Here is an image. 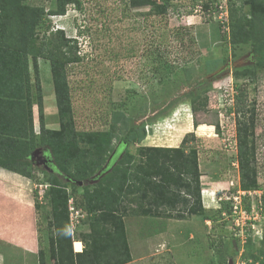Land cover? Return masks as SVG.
I'll return each mask as SVG.
<instances>
[{
    "label": "rangeland",
    "instance_id": "374dc122",
    "mask_svg": "<svg viewBox=\"0 0 264 264\" xmlns=\"http://www.w3.org/2000/svg\"><path fill=\"white\" fill-rule=\"evenodd\" d=\"M79 1L81 8L69 6L64 16L42 17L32 45L36 52L39 43L46 41L44 37L57 42L54 32L59 29H63L66 38L77 41V54L81 60L69 64L66 71L71 114L77 133L107 131L112 113L123 115L115 123L110 137L104 138V142L110 141L104 169L94 172L90 180L79 183L81 188L87 186L92 190L104 173L116 166L124 149L132 158V170L144 161L139 153L141 147H181L186 154L193 148L197 151L204 212L201 216H189L183 220L175 217L177 211L170 212L172 218H168L169 221L139 217L145 221L140 226L139 235L132 228V220L125 217L127 242L133 252L131 264H264V61L259 59L264 48L252 42L232 45L228 40L223 41L220 32L223 29L214 13L218 4L230 14L232 8L241 6L242 0H213L208 10H204L202 4L209 0H169L170 6L163 16L149 15L147 8H128L126 0ZM54 2L27 0L25 4L49 11ZM238 16L248 19V7L242 6ZM153 52L165 62L162 66L165 70L160 75L151 57ZM28 59L33 81L31 58ZM37 61L38 66L42 61L47 64L50 73L48 60ZM244 71H253L255 76L235 78ZM238 87L245 88L247 93L246 118L253 114V167L258 185L250 194H243L238 189L236 160V120H245V116L242 119L233 111L227 115L224 113L226 103H232ZM187 115L191 128L185 122ZM173 119L175 121L171 123ZM194 120L198 124L196 128ZM169 121L168 135L177 137L176 145L147 142L149 137L151 140L158 138L157 131L161 136ZM46 124L44 120L45 130ZM48 124H52L48 130L59 129L57 116ZM141 125H147L143 142L124 145V137L133 132L139 134ZM36 131L37 136L39 126ZM190 133L194 139L190 135L181 145L183 137ZM104 146L106 148L108 144ZM83 147L92 154L95 152ZM26 159L43 171L45 180L47 173L55 170L47 148L36 149ZM65 183L70 185L71 182ZM28 184L23 190L31 191L30 204L35 207L38 202L41 209H35V220L34 215L25 219V227L34 238V231L37 236L36 225H41L45 264H51L45 217L48 205L44 198L38 200L34 178ZM79 202L82 199L77 196L69 200L74 233L76 230L88 231L83 204ZM32 211L34 213V209ZM162 222L166 224L165 229L164 224L160 225ZM233 225L238 226V231L231 238L228 235ZM159 229L161 231L157 233ZM37 253L38 248L35 252H27L0 241L1 264H38Z\"/></svg>",
    "mask_w": 264,
    "mask_h": 264
},
{
    "label": "trees",
    "instance_id": "16d2710c",
    "mask_svg": "<svg viewBox=\"0 0 264 264\" xmlns=\"http://www.w3.org/2000/svg\"><path fill=\"white\" fill-rule=\"evenodd\" d=\"M26 1L0 0V168L29 180L34 178L36 183L38 173L43 175V171L26 158L36 149L47 148L50 152L55 170L47 173L46 180L43 175L44 183L49 186L43 198L48 205L45 217L51 264H126L131 260V255L123 221L125 217L161 220L162 217L172 218L170 212L177 211L175 217L183 220L189 216H201L204 212L197 151L193 148L186 154L181 147H141L139 153L143 155L144 161L132 170V158L123 148L119 162L104 173L92 190L87 186L81 188L79 183L90 180L94 172L104 169L106 155L110 151V141L104 142V138L110 137L115 123L123 115L112 113L107 131L77 133L74 130L66 71L69 64L81 60L77 54L78 43L66 38L63 30L54 32L57 42L44 37L46 41L39 43L36 52L32 41L37 36L42 17L63 16L69 6L80 9L81 2L54 0V7L45 11L44 7L26 5ZM161 1L163 3L160 4ZM207 2L202 4L204 10L210 8L213 0ZM125 4L134 10L147 8V13L153 16L165 15L170 6L169 0H126ZM242 6L248 7V19L238 16ZM229 16L228 31L220 30L223 41L228 40L232 45L252 42L264 48V0H242L241 6L232 8ZM152 56L160 75L165 70L162 69L164 59L155 52ZM28 58H31L33 82L30 79ZM38 59L50 62L59 125L55 131L44 128ZM259 59L263 62L264 54ZM253 73L244 71L235 75V78H253ZM33 89L38 110L37 136L32 119ZM236 92V95L232 94V103H226L224 113L227 115L233 111L243 119L247 112V93L243 87H238ZM192 112L195 114V109ZM252 115L245 116V120L238 118L235 128L238 189L245 193L254 192L258 185L256 169L253 167L255 141ZM197 125L194 120L193 126L196 128ZM144 127L141 125L139 134L133 132L126 135L123 144H141L146 137ZM215 127L218 128V125L215 124ZM190 135L194 139L193 133L186 134L181 145L186 143ZM105 143L108 144L106 148ZM83 146L94 149L97 154L93 155ZM66 181L71 182L70 185ZM80 188L82 190L78 193ZM72 196L82 199L79 203L83 204L88 226L85 233L75 235L72 230L69 212ZM35 209H41L38 202H35ZM164 212H167L166 216ZM101 223L106 224L105 230L103 224L100 227ZM161 224H164L165 229L166 224ZM36 226L38 264H45L44 238L41 235L43 229L40 224ZM160 229L156 232H160ZM228 236L234 238V232ZM74 239L83 243L82 252H73ZM222 240L224 237L221 236Z\"/></svg>",
    "mask_w": 264,
    "mask_h": 264
},
{
    "label": "crops",
    "instance_id": "0c3cea01",
    "mask_svg": "<svg viewBox=\"0 0 264 264\" xmlns=\"http://www.w3.org/2000/svg\"><path fill=\"white\" fill-rule=\"evenodd\" d=\"M48 69L49 68L47 67V64L45 65L43 61L42 63H39V78L42 91L43 114L44 120H46L47 122L46 128L50 129L52 124H48V121L50 119L51 121H53V119L56 118L57 108L51 76ZM35 97L36 93L34 94V99L32 93V101H34L32 102V119L34 131L36 133V129L38 126V110L36 106ZM28 182V179L18 174H14L12 172L0 168V241L10 246L20 248L21 250H25L27 252H35L38 248L36 233L34 231L33 238L31 232L28 230L27 227H25V219H27L30 215H34V220L37 217L34 205L30 204V200H32L31 191L29 190L30 192H28L27 190H23L25 186H29ZM24 192H26V195L24 194ZM24 195L26 197H24ZM33 209L34 213H31ZM127 219L132 220V228H134L137 234L139 235V231L141 230L140 226L145 221H141L139 217H127ZM161 220L169 221V219L163 218H161ZM84 231L85 230H76L74 234L76 235L78 233H85ZM76 241L80 244L82 243L81 241L74 239L72 243V250L74 253H80L82 252L84 246L82 243L81 250L75 251L73 245L76 243ZM127 241L129 242L128 237ZM129 250L132 260L133 252L130 246ZM126 264H131V261Z\"/></svg>",
    "mask_w": 264,
    "mask_h": 264
},
{
    "label": "built area",
    "instance_id": "2783aa9c",
    "mask_svg": "<svg viewBox=\"0 0 264 264\" xmlns=\"http://www.w3.org/2000/svg\"><path fill=\"white\" fill-rule=\"evenodd\" d=\"M214 13L218 16L217 17V20L219 22L218 24L222 27L223 31H225V32L228 31V14H227V12H225L224 7L222 5H219V7H218V4L215 5V12ZM215 19H216V17H215ZM35 187L38 189L39 199H42L44 191L48 187V185L46 183H44V181H43V175L42 174L38 173V182L35 184ZM242 193L245 194L244 192H242ZM247 194H250V192H248ZM260 199H261V197L259 198V201H260ZM261 207L263 208V206H261ZM237 227H238L237 225H233L230 232L231 233L234 232V235H235L236 231H238Z\"/></svg>",
    "mask_w": 264,
    "mask_h": 264
},
{
    "label": "bare ground",
    "instance_id": "6f19581e",
    "mask_svg": "<svg viewBox=\"0 0 264 264\" xmlns=\"http://www.w3.org/2000/svg\"><path fill=\"white\" fill-rule=\"evenodd\" d=\"M176 118H178V117L176 116ZM171 121H169V123L170 122L173 123L175 120L173 119ZM185 122L187 123L188 127L191 128V121H190V116L189 115H187V119H185ZM169 123L167 124V127L165 128V130L160 134L162 137L159 136V133L157 131L156 134H158V136H157L158 138L157 139L154 138L153 140H151L152 138L149 137L147 142H151V143H155V144H159V145H163V146H165V145L166 146H168V145L169 146L170 145H176L177 142H178V139L168 135V130L170 129V125H171V123L170 124ZM81 244L76 241V243L73 245L75 251H80L81 250ZM77 246H79V248Z\"/></svg>",
    "mask_w": 264,
    "mask_h": 264
},
{
    "label": "clouds",
    "instance_id": "9594fccd",
    "mask_svg": "<svg viewBox=\"0 0 264 264\" xmlns=\"http://www.w3.org/2000/svg\"><path fill=\"white\" fill-rule=\"evenodd\" d=\"M46 11H48V10H46ZM214 12H215V8H214ZM64 16V15H63ZM59 17H61V16H59ZM229 13H228V22L230 23V20H229ZM229 23H228V26H229ZM229 28V27H228ZM59 30H63V29H59ZM157 124H158V122H157ZM148 125H151V124H148ZM147 126V125H146ZM146 126H145V130H146ZM37 183V182H36ZM35 182H34V191H35V193L38 195V189L35 187V184H36ZM49 187V186H48ZM48 187H47V189H48ZM46 189V190H47ZM202 193V192H201ZM215 195V194H214ZM43 197H44V194H43ZM43 197H42V199H43ZM42 199H39V195H38V200H42ZM202 199V198H201ZM69 210H70V207H69ZM229 233H230V230H229ZM230 234H232V233H230Z\"/></svg>",
    "mask_w": 264,
    "mask_h": 264
},
{
    "label": "snow or ice",
    "instance_id": "6c2138e0",
    "mask_svg": "<svg viewBox=\"0 0 264 264\" xmlns=\"http://www.w3.org/2000/svg\"><path fill=\"white\" fill-rule=\"evenodd\" d=\"M79 248V246H77Z\"/></svg>",
    "mask_w": 264,
    "mask_h": 264
}]
</instances>
